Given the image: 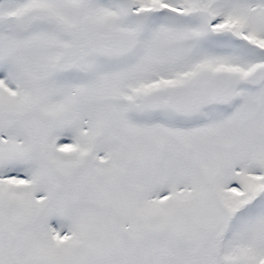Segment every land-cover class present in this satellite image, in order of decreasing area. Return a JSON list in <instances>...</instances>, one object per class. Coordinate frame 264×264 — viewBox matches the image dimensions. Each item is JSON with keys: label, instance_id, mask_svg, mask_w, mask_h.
Instances as JSON below:
<instances>
[{"label": "snow or ice", "instance_id": "snow-or-ice-1", "mask_svg": "<svg viewBox=\"0 0 264 264\" xmlns=\"http://www.w3.org/2000/svg\"><path fill=\"white\" fill-rule=\"evenodd\" d=\"M0 264H264V0H0Z\"/></svg>", "mask_w": 264, "mask_h": 264}]
</instances>
